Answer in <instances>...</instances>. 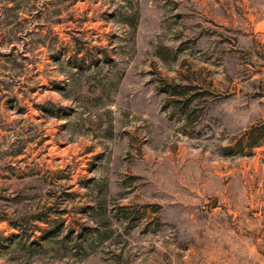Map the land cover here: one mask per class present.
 Listing matches in <instances>:
<instances>
[{
    "label": "rangeland",
    "instance_id": "rangeland-1",
    "mask_svg": "<svg viewBox=\"0 0 264 264\" xmlns=\"http://www.w3.org/2000/svg\"><path fill=\"white\" fill-rule=\"evenodd\" d=\"M263 132L264 0H0V264H264Z\"/></svg>",
    "mask_w": 264,
    "mask_h": 264
},
{
    "label": "trees",
    "instance_id": "trees-1",
    "mask_svg": "<svg viewBox=\"0 0 264 264\" xmlns=\"http://www.w3.org/2000/svg\"><path fill=\"white\" fill-rule=\"evenodd\" d=\"M263 134H264V132H263ZM263 138H264V135H263ZM261 141H262V130H261ZM38 220L42 221L41 218H38ZM0 221H6V220L5 219H0ZM8 223H9V226L12 227L15 230H17L19 228L18 225H14L10 221ZM6 240H7V238L3 235V233L0 232V245H1V243L5 242Z\"/></svg>",
    "mask_w": 264,
    "mask_h": 264
}]
</instances>
